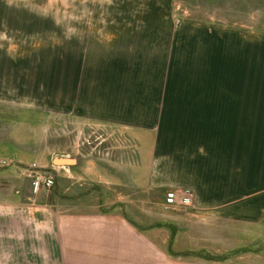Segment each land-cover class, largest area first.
I'll use <instances>...</instances> for the list:
<instances>
[{"label":"rangeland","instance_id":"rangeland-1","mask_svg":"<svg viewBox=\"0 0 264 264\" xmlns=\"http://www.w3.org/2000/svg\"><path fill=\"white\" fill-rule=\"evenodd\" d=\"M137 1L138 10L132 12ZM166 4L176 37L162 69L155 63L138 65L152 66V71L115 72L105 68V56L90 55L89 49L71 53L67 47L68 36L81 38L87 32L89 15L100 11L103 18L113 13L128 17L144 10L147 18L157 20L167 15L161 12ZM150 77L155 82L149 90L135 85ZM164 80L166 87L195 82L202 94L217 90V107L223 109V117L215 120L218 137L223 129L233 132L227 137L233 138L234 163L241 162L238 144L249 140V183L235 174L232 197L221 188V174L223 182L207 184L212 198L204 199L200 210L167 209V190L146 192L143 184L123 181L127 171L143 178L145 163L135 154L149 152L136 150L133 142L129 151L123 128L84 116L91 101L108 102L121 85L128 96L143 89V101L154 96V103L160 96L161 113ZM0 96L5 99L0 103L5 158L22 161L0 171L1 178L10 180L5 189L11 192L21 179L32 186L24 166L33 163L55 177L53 188L38 193L49 207L43 206L42 222L37 221L43 240L57 239V246H42L57 252L53 264H264V0H0ZM228 96L234 101L224 103ZM224 110L227 115L234 111V117L224 118ZM67 154L79 159L78 171H51L52 160ZM130 155L137 167L127 166ZM81 172L89 182L78 180L75 174ZM56 186L57 195H52ZM73 207L95 216L73 218ZM3 249L0 264H7ZM43 264H48L44 258Z\"/></svg>","mask_w":264,"mask_h":264},{"label":"crops","instance_id":"crops-1","mask_svg":"<svg viewBox=\"0 0 264 264\" xmlns=\"http://www.w3.org/2000/svg\"><path fill=\"white\" fill-rule=\"evenodd\" d=\"M116 6L121 7V5ZM134 7L135 10H132V12L138 10V1ZM168 7L167 4L163 5L161 12H166L167 15H161L157 20L153 17L147 18L144 10L141 14H138L139 16L137 15L138 17L134 15L124 17L121 14L115 15L113 13L108 15L109 17L105 15L106 18H103L104 15L99 14V11L97 14L89 15L88 30L85 28L87 32L83 31L81 38L67 37V47L71 50V53H79L80 49H83L82 54H85L86 49H89L90 55L105 56V62L108 63L105 68L115 72L137 71L140 68L152 71V66L146 68L145 65L142 68L138 65L155 63L160 64L158 69H162L166 63L164 56L170 54L171 41H174L176 37L175 30L171 33L169 28ZM154 56H157L158 59L154 60ZM168 78L170 83V74ZM142 81L137 82L135 85L143 89L146 88V90H149L148 86L154 87L155 81L151 77L144 78ZM166 84V80L161 81V113H158L160 96L157 97V101L154 103V96L149 97V99L146 97L147 100L143 101L141 99L143 89H141V94H129L128 96L122 90L121 85V88H118L117 95L110 98L108 102L104 100L102 102L99 100L89 102L88 114H84V116L99 124L112 122L118 128H123L122 132L129 139V151H132L131 143L133 142L136 150L149 152L145 153L144 157L143 153L140 156L137 153L135 154L136 160L142 159L145 163L143 178L134 175L135 173L130 175V172L127 171L123 174V177H126L123 181L143 184L142 186H144L146 192L154 189L167 190L168 192L191 189L194 192V204L188 209L200 210L199 208L204 204V199L212 198V195L208 196L212 188L207 184L223 182L220 176L223 174L225 179L224 186L221 188L226 192L227 198L232 197L233 195L230 193L234 190L233 179L235 174L240 172L243 175L242 182L249 183V178L246 179L247 173H249V140H240L237 151L240 152L241 162L234 163L233 138L227 137L228 134L233 132L230 129L228 133L227 129H223L221 132L223 134L218 137V126L215 120L218 117H223L219 115V111H223V109L220 110L217 107V102H219L217 90L215 89L214 94H208L205 91L202 94L201 86L196 85L195 82H191L188 86H186L187 84L181 86L179 84L178 86L182 87L181 90H177L176 87L178 86H174L173 83L170 87L169 85L166 87ZM186 87L187 89H184ZM170 91L171 93H184L171 95ZM129 92L132 91L129 90ZM139 99L141 100L139 101ZM222 100H224V103L234 101L229 96L222 98ZM0 103H5L3 96H0ZM73 104L71 103V108L68 107V112L73 109ZM86 106L84 109L87 108ZM226 111L224 110L225 113ZM231 112L234 115L235 112L230 110L224 118L231 117ZM243 117L246 118L245 114ZM202 123L205 125H202ZM242 134H244L243 130ZM160 151L162 153H159ZM65 158L71 159L74 156L67 154ZM5 159L7 160L5 158V113L3 109H0V162ZM128 159L127 166L129 168L132 166L137 167L136 161H131L132 155ZM13 161H15L14 167L19 166L17 161L22 163L16 157L12 158ZM75 161L73 165L59 166L54 163L53 159L51 171H54V173L60 171L69 173V170L78 171L80 162L77 158ZM235 164L238 168L236 171ZM4 169L5 167L0 166V171ZM214 174L218 175L217 178L213 177ZM75 175H77L78 180L85 178L87 182L90 181L85 173L81 172V174ZM98 178L100 182V175H98ZM112 181L121 180L115 178ZM5 182L9 183L10 180L0 177V246L5 248L1 253L4 252L5 256L8 255L9 257L5 262L7 264H43L44 258V263L53 264V256L57 252H47L46 249L42 250V246L43 242L45 246H57V239L48 238L43 240L40 236L43 233L42 226L40 223L37 224L39 220L42 222V212L46 211L43 206L49 207L48 204H42L43 194H35L31 189L32 186H29L28 180L25 179H21L19 184L12 183L14 188L11 192H8L9 189H5ZM58 187L56 186L53 189L52 195H57L55 190H58ZM84 196L82 194V203H84ZM11 197H13L14 200L11 199L13 201H9ZM21 200H28L32 207H26ZM72 200L73 203L75 200L78 201L79 198ZM102 206L100 205L99 208ZM83 208L85 207L83 206ZM75 210L76 208L73 207V213L71 214L73 218L95 216V213L90 211L79 213ZM29 215L30 218H28ZM34 227L38 228L36 230L39 231L37 235ZM31 231H33L32 235ZM204 261L212 262L209 259Z\"/></svg>","mask_w":264,"mask_h":264},{"label":"built area","instance_id":"built-area-1","mask_svg":"<svg viewBox=\"0 0 264 264\" xmlns=\"http://www.w3.org/2000/svg\"><path fill=\"white\" fill-rule=\"evenodd\" d=\"M15 165L14 162L4 160L0 162L1 167ZM25 172L31 178L32 189L38 194L42 188L51 189L55 186V177L43 171L36 163L24 166ZM194 204V192L191 189L182 191L171 190L166 194L165 207L172 210H186Z\"/></svg>","mask_w":264,"mask_h":264},{"label":"water","instance_id":"water-1","mask_svg":"<svg viewBox=\"0 0 264 264\" xmlns=\"http://www.w3.org/2000/svg\"><path fill=\"white\" fill-rule=\"evenodd\" d=\"M75 160L72 159H55L54 163L59 166H69L75 164Z\"/></svg>","mask_w":264,"mask_h":264},{"label":"trees","instance_id":"trees-1","mask_svg":"<svg viewBox=\"0 0 264 264\" xmlns=\"http://www.w3.org/2000/svg\"><path fill=\"white\" fill-rule=\"evenodd\" d=\"M42 189H45V188H42ZM42 189H41V190H42ZM41 190H40V191H41ZM170 255H171V256H176L174 253H173V254H172V253H170Z\"/></svg>","mask_w":264,"mask_h":264}]
</instances>
